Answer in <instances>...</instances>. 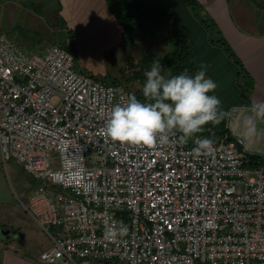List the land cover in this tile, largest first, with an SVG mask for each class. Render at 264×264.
<instances>
[{"label": "built area", "instance_id": "obj_1", "mask_svg": "<svg viewBox=\"0 0 264 264\" xmlns=\"http://www.w3.org/2000/svg\"><path fill=\"white\" fill-rule=\"evenodd\" d=\"M129 95L60 45L27 53L0 33V154L39 182L21 203L51 243L40 263L264 264V165L227 134L111 141L105 120ZM201 138L210 153L194 151ZM113 220L128 228L115 240Z\"/></svg>", "mask_w": 264, "mask_h": 264}, {"label": "rangeland", "instance_id": "obj_2", "mask_svg": "<svg viewBox=\"0 0 264 264\" xmlns=\"http://www.w3.org/2000/svg\"><path fill=\"white\" fill-rule=\"evenodd\" d=\"M20 2L22 3L18 4L16 0L13 2L0 0V33L10 37L14 35L12 37L14 41L23 37L21 39L32 44L35 49L38 48L36 42L39 45L56 44L74 50L77 54V58L74 57L77 71L88 73L95 79L107 83L118 81L139 100H145L142 93L144 73L157 61L162 65L171 39L168 26L164 25L160 33L150 41L125 46L121 44L119 27L115 28L112 25L100 29L95 25L87 27L84 26L88 22L87 19L79 18L77 15L72 16V18L77 16L74 26H69L60 13L58 0H31L29 5H25V1ZM166 4L170 6L167 2ZM39 14L47 22L46 31L38 28V20L34 21ZM191 14L194 16L193 13ZM194 18L196 19V16ZM178 21L182 25L179 19ZM72 33L77 35L75 43L70 42ZM27 43L24 48L29 50L25 52H34L35 49L27 46ZM164 75H170L165 68ZM207 125L203 126L200 133L211 132ZM245 153L249 156V153L246 151ZM37 185L39 182L27 174L13 159L5 164L0 154V234L10 232L8 242L12 243L17 240L20 242L24 236L25 242L21 243V247L26 250V257H33L34 260L36 258L40 262L41 250L49 248L51 243L21 203L28 201ZM5 228L8 231H4ZM13 233L15 236H12Z\"/></svg>", "mask_w": 264, "mask_h": 264}, {"label": "crops", "instance_id": "obj_3", "mask_svg": "<svg viewBox=\"0 0 264 264\" xmlns=\"http://www.w3.org/2000/svg\"><path fill=\"white\" fill-rule=\"evenodd\" d=\"M20 1H25V5L31 3V0H16L18 4L22 3ZM165 1L182 23L195 51L194 61L197 67L200 69L201 65L206 66V75L217 84L213 94L221 101L219 111L226 118L230 137L240 139L244 151L264 161V117H257L252 111V105L264 103V0H195L201 6L200 12L215 23L232 52L252 77L253 86L245 98L240 96L237 82L239 67L223 48L210 44L206 26L194 18L186 1ZM58 5L69 26H74V20L78 16L87 19V24H84L87 27L95 25L100 29L112 25L120 28L104 0H58ZM73 15L77 16L72 18ZM36 17L34 21H39L38 28L46 31L47 22L40 14ZM21 38L12 41L28 51L29 49L24 48L27 42ZM26 45L34 48L30 43ZM35 45L38 48H34V52L47 46L36 42ZM248 118L254 121L255 132L248 131L245 123ZM4 231L8 229L5 228ZM9 234L11 233L0 234V264H41L36 258L26 257V250L21 247V243L25 242L24 236L20 242L17 240V244L8 242Z\"/></svg>", "mask_w": 264, "mask_h": 264}, {"label": "clouds", "instance_id": "obj_4", "mask_svg": "<svg viewBox=\"0 0 264 264\" xmlns=\"http://www.w3.org/2000/svg\"><path fill=\"white\" fill-rule=\"evenodd\" d=\"M206 66L192 75L186 71L178 75H164L159 61L144 73L142 88L144 101L135 94L129 95L124 104H115L105 120L104 135L111 141L133 146L153 148L171 143L170 133H179L186 143L203 130L208 123H218L221 101L210 94L216 82L206 75ZM257 117H264V103L252 105ZM248 131L255 132L251 118L246 119ZM213 140L201 138L194 151L210 153ZM123 221L113 220L104 233L105 238L115 240L127 234Z\"/></svg>", "mask_w": 264, "mask_h": 264}, {"label": "trees", "instance_id": "obj_5", "mask_svg": "<svg viewBox=\"0 0 264 264\" xmlns=\"http://www.w3.org/2000/svg\"><path fill=\"white\" fill-rule=\"evenodd\" d=\"M105 4L121 28V44L130 46L141 41H150L154 39L164 25L170 28L171 39L169 50L162 60L163 67L170 72V75H178L187 72L189 75L199 70L194 57L195 51L185 33L184 28L178 21L174 11L166 4L164 0H104ZM190 12L196 16V19L203 23L207 28L208 41L214 46L224 49L228 56L239 67L237 76L240 96L246 97L252 86L253 79L245 70L238 57L232 52L228 43L222 36L215 23L204 16L200 10L201 6L195 0H185ZM71 33V31H70ZM74 57L77 54L74 50H69ZM115 83H119L118 81ZM210 94H213L210 93ZM218 123H208L211 132H203L206 135L227 134L230 137L226 127V118L219 111ZM212 137V136H210ZM232 138V137H230ZM250 163L260 165L264 163L257 156L249 155Z\"/></svg>", "mask_w": 264, "mask_h": 264}]
</instances>
